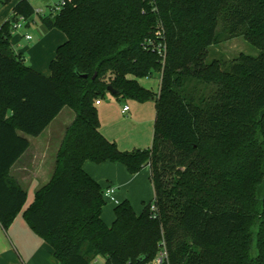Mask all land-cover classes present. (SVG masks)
I'll return each mask as SVG.
<instances>
[{
    "label": "trees",
    "instance_id": "16d2710c",
    "mask_svg": "<svg viewBox=\"0 0 264 264\" xmlns=\"http://www.w3.org/2000/svg\"><path fill=\"white\" fill-rule=\"evenodd\" d=\"M39 15L65 34L43 75L13 51L12 25L34 13L12 2L0 26V225L27 191L13 164L59 112L64 127L49 180L22 215L58 264H264V0H64ZM257 54L209 58L219 27ZM165 45L164 55L152 45ZM159 72L157 92L137 78ZM86 76L83 77L82 75ZM155 100L147 148L121 150L100 131L95 101ZM86 161L150 169L154 198L140 213L127 199L102 219L103 189ZM151 204L155 206L152 210ZM165 250L167 258L155 263Z\"/></svg>",
    "mask_w": 264,
    "mask_h": 264
},
{
    "label": "crops",
    "instance_id": "0c3cea01",
    "mask_svg": "<svg viewBox=\"0 0 264 264\" xmlns=\"http://www.w3.org/2000/svg\"><path fill=\"white\" fill-rule=\"evenodd\" d=\"M4 7V9L0 10V26L2 22H4L11 15L12 2L5 4ZM27 26H29V24H27L26 27ZM42 26L43 27H40L39 33L34 37L31 36L30 33H27L26 29L25 31L19 32L13 31L10 37V43L13 51L21 54L24 58V62L27 65H29L35 71L47 76L50 73L48 65L50 60L55 55L56 47L65 41L66 36L56 28L48 29L43 24ZM25 34H29L31 38L26 39ZM101 103L102 101L100 99V103L96 104V106L101 105ZM65 109L66 108L64 107L59 112L55 119L40 135L27 136L30 145L11 168L12 175L15 176L26 189L27 198L21 211L15 216L10 226L5 230L0 225V264H58L57 260L52 255L51 246L45 242L43 238L31 230L24 220L22 212L33 200L35 191L40 186L45 184L51 176L53 171L54 155L62 136L61 133H63L64 127L71 121L74 115L73 111L68 109L66 113L71 118L69 120L67 118L64 119L62 117V113ZM56 122L61 124L63 127V129L60 130V133H57V136L61 134L57 140V143H55L54 140V133H49V137H43V134L46 133L50 127L56 126ZM104 136L108 138L106 135ZM109 140L115 142L114 139ZM83 167L85 171L92 177H94L92 173H98L100 168L103 170H110L112 173L121 174L122 178H120L123 179V183H117V187L112 184H106L102 189H105L108 186L115 187L114 196L118 203H120L121 198L124 197V199H127L130 202L136 213H140L147 203H143L142 206H136V204L134 205V198L131 195V190H127L125 195H120L119 200L117 197V190L119 187H131L132 183L139 177L140 173H146L149 175L152 186L153 196L151 201L154 198V189L150 178V169L148 166L143 167L142 170L137 173H129L130 175L126 174L127 170L124 165L116 162H104L101 164H96L91 161H86ZM104 212L105 211L103 209L101 216L104 222L108 224L109 222L107 218H105Z\"/></svg>",
    "mask_w": 264,
    "mask_h": 264
},
{
    "label": "rangeland",
    "instance_id": "374dc122",
    "mask_svg": "<svg viewBox=\"0 0 264 264\" xmlns=\"http://www.w3.org/2000/svg\"><path fill=\"white\" fill-rule=\"evenodd\" d=\"M60 1L61 0H30L34 8V13L30 19L29 26L26 27V25H23L14 32L25 31L26 29L27 33H30L31 36H36L39 33L40 27H43L39 19V15L49 13L54 15L57 13V5L60 4ZM4 5L5 4H0V10L5 8ZM208 51L210 52L209 58L216 57L227 62L243 54H257V49L242 35L230 36L227 31L222 29V26L219 27V38L217 42L209 46ZM137 80L142 86L154 92L159 89V72H154L150 77L145 76L137 78ZM101 101V105H97V113L100 121L101 132L109 139H114L117 146L121 150L130 151L138 148H147L151 145L155 117L154 98L139 102L132 98L115 96L114 94L107 92L101 98ZM124 105H127L129 108V110L126 112H122V107ZM65 108L66 109L62 113V117L69 120L71 117L66 113L69 108ZM62 129L63 127L61 124L56 122V126L50 127L49 130L43 134V137H49V133H54V140L55 143H57L59 136L62 134L61 133L57 136V133H60V130ZM92 174L94 176L93 178L99 182L102 188H104L106 184H112L117 187V183L124 182L123 179H121V174L112 173L110 170L108 171L100 168L98 173ZM126 174L130 175L128 172ZM127 190H131V195L134 198V205L136 204V206H142L143 203L146 204L151 202L153 193L148 174L140 173L139 177L129 188H124L123 186L119 187L117 190V197L119 200L120 195H125ZM103 198L105 200V205L103 208L105 211L104 216L109 222L108 225H110L114 219L113 208L116 206V204H113L105 196H103ZM123 199L124 197L121 198V201ZM103 262L104 257L98 256L89 264H102Z\"/></svg>",
    "mask_w": 264,
    "mask_h": 264
},
{
    "label": "built area",
    "instance_id": "2783aa9c",
    "mask_svg": "<svg viewBox=\"0 0 264 264\" xmlns=\"http://www.w3.org/2000/svg\"><path fill=\"white\" fill-rule=\"evenodd\" d=\"M65 4V1L64 0H61L60 1V4L57 5L58 9L60 8V6L64 5ZM26 21L20 17L18 19V21H16L13 25H12V30L15 31L17 30L18 28L22 27L23 25H25ZM25 38L26 39H30L31 36L29 34H25ZM152 48L153 49H157L158 50V53L161 54V55H164V51H165V45L160 43L158 45H152ZM100 103V100L97 99L95 101V104H99ZM128 110V106L127 105H124L123 108H122V112H126ZM114 193H115V187L113 186H108L106 187L105 189H103V196H105L106 198H108L111 202L115 203V204H118V201L117 199L115 198L114 196ZM152 210H155V206L153 204H151V207H150ZM167 258V255H166V252L165 250L161 251V253L155 258L154 262L155 263H161L164 259Z\"/></svg>",
    "mask_w": 264,
    "mask_h": 264
},
{
    "label": "water",
    "instance_id": "95a60500",
    "mask_svg": "<svg viewBox=\"0 0 264 264\" xmlns=\"http://www.w3.org/2000/svg\"><path fill=\"white\" fill-rule=\"evenodd\" d=\"M82 76L85 77L86 75L83 74ZM107 91H108L109 93H111V94H116V93H117V91L114 90L111 86H107Z\"/></svg>",
    "mask_w": 264,
    "mask_h": 264
}]
</instances>
